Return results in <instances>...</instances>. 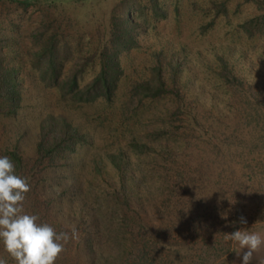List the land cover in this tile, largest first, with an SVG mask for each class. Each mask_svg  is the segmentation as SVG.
<instances>
[{
	"label": "rangeland",
	"instance_id": "rangeland-1",
	"mask_svg": "<svg viewBox=\"0 0 264 264\" xmlns=\"http://www.w3.org/2000/svg\"><path fill=\"white\" fill-rule=\"evenodd\" d=\"M158 1L0 0V155L77 228L55 264H240L227 233L264 235V0Z\"/></svg>",
	"mask_w": 264,
	"mask_h": 264
},
{
	"label": "clouds",
	"instance_id": "clouds-1",
	"mask_svg": "<svg viewBox=\"0 0 264 264\" xmlns=\"http://www.w3.org/2000/svg\"><path fill=\"white\" fill-rule=\"evenodd\" d=\"M29 189L28 178L16 173L11 158L0 155V244L16 264H55L64 244L77 235V228L72 225L70 232H58L49 223L38 222L37 214L24 212L23 201ZM239 222L247 223L243 216ZM225 239L237 243V254L247 248L240 264H249L264 246V235L255 231L237 229L227 233ZM0 264H7L6 258L0 257Z\"/></svg>",
	"mask_w": 264,
	"mask_h": 264
},
{
	"label": "trees",
	"instance_id": "trees-1",
	"mask_svg": "<svg viewBox=\"0 0 264 264\" xmlns=\"http://www.w3.org/2000/svg\"><path fill=\"white\" fill-rule=\"evenodd\" d=\"M154 4L158 6L159 1L155 0ZM113 44L121 45L122 42L121 40H119V37H117L115 40H113ZM112 59H113L112 55L107 53L104 58L103 67L100 73L93 79V82L87 86V90H89L88 93H91V90H94L95 93L94 95L98 96V95H108L111 92V88L115 84L116 74L118 73L117 64L113 62V66H112ZM112 70L115 71L114 74ZM10 77H11L10 71L2 72V69L0 68V91H2L1 93H4L2 94L4 98L6 97L10 99V101L14 102L19 100L20 93L19 90L15 88V82L11 80ZM1 83H3L2 84L3 86H1ZM45 148H46L45 144L40 142L38 145V150L42 152ZM49 151H51V149Z\"/></svg>",
	"mask_w": 264,
	"mask_h": 264
}]
</instances>
